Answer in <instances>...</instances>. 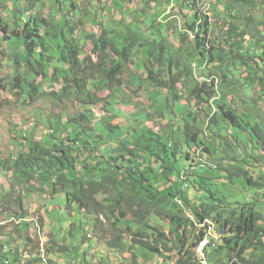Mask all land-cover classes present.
Wrapping results in <instances>:
<instances>
[{"label":"trees","instance_id":"obj_1","mask_svg":"<svg viewBox=\"0 0 264 264\" xmlns=\"http://www.w3.org/2000/svg\"><path fill=\"white\" fill-rule=\"evenodd\" d=\"M18 1L20 0H11L13 8L9 14L5 17L0 16V33H4L3 31L9 25L7 18L10 16L12 17V26L15 27L11 30V36L10 34L5 37L0 36V48L1 42L6 40L13 41V44L8 46L9 49H15L18 44L23 50L10 58V66L8 62L7 66H0V75L4 71H8L4 74L12 72L11 80L14 89L19 88L20 79H24L22 91L25 103H31L41 93L38 85L27 81V78L32 76L35 80V75H41L42 78L48 79L50 85L60 83L62 85L60 96L67 99H70L71 95L78 96L81 90L87 92L84 97L79 98L81 99L79 102L83 105L85 112L93 116L91 109L97 107L98 102L104 105L107 102L102 98L93 102L92 96L89 95L91 89L88 90L87 85H90L91 88L98 87V89L99 86L109 87L115 76L121 73V67L125 63L128 65V62L133 65L134 74L129 76L127 83L131 85L136 79V91L145 85L148 87L152 85L158 90L173 91L180 83V76L185 71V66H188L184 64V59L185 62H190L191 58L198 63L209 61L214 65L212 67L222 70L221 86L228 83L230 76L234 74L231 68H235L236 65L243 69L248 68L249 72L244 79L250 83L255 81V74L259 75V72H264L262 36L260 37V32L256 31L257 34H253L238 26L235 21L238 19L236 11L232 17L223 20V25L221 24L220 28L221 34L216 37L208 30V16L200 15L199 19L204 21L202 26L198 25L196 21L188 26V33L192 34L193 50L184 52L186 50L183 51L180 47L173 48L168 36L164 35L166 32L160 31L161 28L155 27L157 30L152 31V36L149 34V36H143L136 31L133 24H124L126 21L122 20L124 15L121 13V5H117L124 0H111V7L115 8L117 14L121 13L120 20L105 22V24L99 22L92 33L83 31L80 35L76 34L75 23L64 10L67 8L65 7L66 0H51L55 3V16L51 18V22L36 16L34 19L33 17L26 19L21 14L18 16L14 10ZM215 1L226 9L225 16H230V10L235 9L236 5L251 7L253 4V0H230L232 4L224 3L223 0ZM142 3L147 8V4H149L147 0ZM145 8L137 11L136 17L139 19L133 18L132 20H140V23L146 26L149 31L154 27V20L147 18L145 12L148 11L152 15L155 11L150 12L151 8H147L149 10ZM24 9L31 10L26 6ZM192 9L195 11L194 8ZM82 13L89 16L85 18V21L90 19L88 23L84 22L85 25L97 22L94 20L95 14ZM213 13L218 16V12L214 11ZM210 25L214 24L210 23ZM48 28H51V34H48ZM41 30L44 33H41ZM247 36L251 39L248 42L246 41ZM186 38L187 35L182 34L179 40L183 43ZM86 40L90 42L89 45L92 48L90 53L84 55L83 60H80L81 43L85 44ZM259 49L261 55L255 56L254 53ZM111 53H116V59L112 58ZM92 55L98 57L100 61L96 66L102 70L103 80L101 84L98 83L99 86L86 81L87 76L91 80L93 79L91 76V66L94 65L91 59ZM253 60L256 61L253 66H250L249 62ZM56 62L63 65L57 66ZM106 64L108 66L104 68ZM155 67L158 69L155 70ZM21 71L26 75L21 76ZM137 71L138 73L135 74ZM2 78L0 76V81ZM257 79L259 85H264V76ZM118 85H120V80H118ZM202 85L199 87L196 84L190 91L197 105L216 97L219 99L213 102L216 110L207 123L209 135L203 133L190 121L185 123L181 121V126L177 130L170 126L172 131L162 132L161 129L155 131L145 125V120L152 116H149L147 112H140L144 114L142 119H137L134 115L129 125L132 132L131 139L128 142L118 139L114 142L118 144L116 149L119 153L116 155L114 154L116 150L108 151L109 144L101 143L105 133L110 132L108 130L109 122L105 120L103 123L104 120H102L99 128L94 130L89 124L92 117L81 114L80 119L84 126L78 125L72 130L66 127L68 123L65 124L66 134L64 137H56L58 120L49 125V128L52 129L51 132L43 135L39 142H35L34 128H32L28 137H22V141L15 144L22 149L14 159L4 162V168L13 173L14 186L35 190L39 193L44 191V186H47L50 198H54L57 193L64 194L67 208L75 206L78 211H84L94 216V223L99 220L100 215L113 223V221L115 222L113 216L118 215L119 221H123L125 225L129 226L126 227L128 232L131 226L139 228L132 233L129 232L132 237V247L156 256L168 251L169 248L165 242L164 233L155 231L152 234L155 238L153 241L144 234L146 230L153 229L150 228L148 220L150 221L152 218L168 219V232L170 234L176 232L179 242V257L176 264H195V257L191 251L197 248L204 235L203 229L199 228L198 236L185 250L187 248L185 231L186 222H188V219L183 216L185 207L189 209L188 212L198 224L209 219L218 225L221 231L220 244L213 248V251L207 252L206 262L212 264H264V217L255 211L257 207L255 196L258 194V187L263 188L264 186L261 182L263 178L253 180L245 170L244 164L241 163L243 159L232 156L233 164L224 172L229 183L234 184L239 180L247 190L255 191L252 202L241 204L237 201L240 206L233 207L232 202H224L226 200L222 193L215 195L213 188L219 187V185H212L210 180L195 175V180L185 179V183L195 182L197 191L202 195L200 203L195 205L193 202L187 201L186 192L179 185L181 171L186 166H190L187 157L181 154L184 146H195L203 153H209L208 136L210 140L218 141L220 147L228 153H235V146L229 142L225 134L227 130L233 129L229 136L232 139L234 137L235 141L236 138H239V133L234 131L237 130L248 135L253 151L258 152L261 149L264 152V127L260 126L258 122L251 125L247 115L242 118L231 107L220 104L219 101L227 99V94L230 91L220 89L218 95L212 88L213 84L203 83ZM51 95L56 94L52 93ZM57 100L60 101L58 98ZM70 121L75 123L76 119H70ZM220 122L226 124L227 129L223 127L220 129ZM176 133H179L180 136H174ZM258 157L261 156L258 154ZM88 158H90L89 162ZM261 161L264 164V157ZM220 170L217 168L214 174L217 175V171ZM199 179L200 181H198ZM35 184L38 185L37 188H35ZM222 187L228 188V186ZM205 198L204 202L207 203H203ZM178 201L181 204H178ZM15 203L18 208H23L20 197ZM262 207L261 204L257 208ZM127 216L130 219H126ZM55 245H58L56 249L49 248L47 252L70 256L68 254L71 251L70 248L72 251L76 250L64 242L61 244L56 242ZM107 245L113 250H125L121 235H116L114 240H110ZM209 246L210 244L204 251ZM250 248H254L257 254L252 257L253 259L248 260L245 252ZM223 251H225V256H221ZM13 256L16 257L14 261L18 262L17 254L15 253ZM75 256H70L69 259L77 264L78 258Z\"/></svg>","mask_w":264,"mask_h":264},{"label":"rangeland","instance_id":"obj_2","mask_svg":"<svg viewBox=\"0 0 264 264\" xmlns=\"http://www.w3.org/2000/svg\"><path fill=\"white\" fill-rule=\"evenodd\" d=\"M74 1L81 12H91L96 16L94 17V20H97L94 24L85 25L84 22L88 23L90 21V19H86L85 21V18L88 15L81 14L80 11H75L73 22L75 23L77 35H80L83 31L92 33L99 22L102 24H105V22L109 23L110 21L117 22L120 20L121 13L124 15L122 20L126 21L124 24H133L132 26L136 31L143 36H152V31L157 30L155 28L157 24L156 22L160 20L158 26H156L160 28V23L163 21L160 17V19L156 20L154 23V27L147 31L146 26L142 25L140 20H132L133 18H137L136 14L138 10L145 8L142 3L144 0H126L123 4L125 8L119 14L115 12V8L111 7V0ZM166 1L167 0H160L158 1L160 3L157 4V1L155 0H147L149 3L147 4V8H151L150 12H155L151 15L146 11L145 16L153 20L165 10V14H167L169 8L166 7V5H169L170 3H167ZM223 2L232 4V1L230 0H223ZM156 4L157 8L155 7ZM171 4L174 6L175 1H171ZM54 5L55 3L51 0H20L16 7H14V10H16L18 16L21 14V16L26 19L29 17H33L34 19L36 16L51 22V18L55 16ZM25 6L31 8V10H25ZM198 7L203 16H208V30H210V33L215 37L221 34L220 28L221 24L223 25L222 17L228 19L229 17H232V13L236 11L235 14L238 17L236 21L240 22L238 25L253 34H257L256 31L260 32L259 35L260 37L262 36L261 41L264 45V0H253L251 7L236 5L234 6L235 9H232L231 13H229L230 16H224L223 14L220 15L221 10L226 11V9L221 7V5H218L215 0H199ZM12 8L13 4H11V0H0V16H7ZM184 9L182 13H179L177 3L176 9H172L171 12L169 11L168 21H170V24L173 26V29L177 34H180L182 30H188V26L193 22L191 16L193 11L190 10L188 12L187 7H184ZM214 11L218 12V16L213 13ZM7 19H9L7 21L9 25L6 27L5 31H3L4 33H0V36L2 37H5V35L8 36L13 28L12 17L10 16ZM210 22H213L214 25H210ZM203 23L204 21H202V24ZM161 31H163V28ZM47 32L48 34H51V28H48ZM41 33H44V31L41 30ZM176 33H168V38L173 44V48L180 47L183 51L186 50L184 52L193 50L191 39L192 34L186 32L185 34L187 35V38L181 43L179 40L180 36ZM246 39L247 42L251 40L249 38ZM89 43V41H85V45L82 49L84 54L91 48ZM1 44L0 66H7V62L10 66V58L15 54L21 53L23 48L17 44L15 49H9L8 46L13 44V41H2ZM259 50L254 53L255 56L261 55V50ZM94 60L95 62H100L97 57H94ZM255 61L253 60L249 62L250 66H253ZM183 62L188 66H185V71L180 76L181 80L177 85V89L176 87L174 89L176 91V102H174V98L171 97V95L167 94V92H169L168 90H158L157 88L153 89V87L146 90H138L134 94V98L126 92L130 98L126 97L124 100L129 103L132 101H141L140 106L142 109H140L139 112H147L149 116H152V118H147L145 120L147 128L155 131L161 129L162 132H169L172 131L170 126H173L175 127V130H177L178 127L181 126V121L184 122L187 116L188 119L192 118V120L196 121L198 128L203 131L205 130L209 135L210 132L206 127L207 120L210 119V117H208L206 112H203V108L208 105L203 102L204 104H199V106H197L194 101L195 99L191 97L190 91L196 84L203 86L202 84L211 78L215 80V85L219 87L222 80V70L212 67L214 65L209 63V61L198 63L191 58L190 62H185V59ZM56 64L57 66L63 65L60 62H56ZM208 68L212 74L211 76L204 72V70H207ZM154 69L157 70L158 68L155 67ZM231 69L234 71V74L230 76L228 83L222 86V91L230 92L227 94V99L219 101L220 104H224L226 107H231V109L242 118H244V115H247L250 118L251 125H254L257 121L264 122V85H259L257 79L260 76H264V72H259V75L254 73L255 81L250 83L244 79L249 72L247 67L243 69L236 65L235 68ZM7 72L8 71H4V73ZM4 73L0 75L1 78L3 77L0 81V243H2V245L6 244V248L3 250V254L1 253L0 264H65V261L69 264H76L69 259V257H72L73 255H76L75 257L78 258L77 264H176V260L179 257V242L176 238V232L173 234L168 232V219L162 218V220H157L152 218L150 221L148 220L150 228L153 229L146 230L144 234L153 241L155 238L152 234L155 231L164 233V239L169 248L168 251L162 252L160 255L156 256L155 254L148 253L142 249L132 247V237L130 233L139 228L131 226L129 233L126 230V227L129 226L125 225L123 221H119L120 217L118 215L113 216V219H115L117 223L116 226L107 221L103 215H100L99 220L93 223L91 215H85L83 212L78 211L75 206L67 208L64 195L61 194L54 198H50L47 186H44V191L39 193L35 190L18 188L10 185L11 173L7 172L2 164L14 159L17 153L22 149L14 145L22 141L21 134L28 135L27 130H29L30 127H34V140L35 142H39L43 135L51 132L52 129L49 128V125L54 124V122L58 120L59 124L56 127L58 130L56 137H64L66 134L64 130L65 124L68 123L66 127L73 130L75 126H81L84 124L80 119L81 114L86 116L91 115H88L85 112L83 105H80V102L77 101L78 98L84 96L85 92H83V90L79 92L80 95H71V98L67 99L64 96H60L62 89L60 83H54L52 85L48 83L44 85L43 81L45 80L48 82V79L42 78L43 76L41 75H35V80H33L31 76L27 78V81L32 82L34 85H38L41 93L34 98L33 102L23 103L24 92L22 91V81L24 79H20L19 88L14 89L13 81L11 80L12 72L9 74ZM20 75L25 76L26 73L21 71ZM86 81L88 82L89 79L86 78ZM87 87L89 90L91 89V94H94L92 95L93 99L99 100V98L104 97L105 94L102 90L98 89V87L91 88L90 85H87ZM116 90L117 89H115V91ZM118 91L120 92L121 90L119 89ZM51 92L56 95H51ZM166 96L169 97L167 100H165ZM57 98L60 99V101L57 100ZM214 100L211 102H214ZM106 102L105 105L98 102L96 109H92L91 112L93 113V116H91L92 118L89 120V124L94 130H97L99 125H101V118L104 119L103 123H105V119L114 118L109 121L110 128L108 129L112 132H109L108 134L105 133V137L101 139V143L105 142L109 144L110 147L108 151L112 150L114 152L116 150L114 154L117 155L119 153L116 149L118 144H115L114 142H116L117 139L127 141L131 136L129 125L133 116H130L129 113L133 111V108L128 109L129 107H126L127 105L119 106L113 104V102ZM208 104L211 105V103ZM143 115L144 114H141L136 118L142 119ZM70 119H76V122L72 123ZM219 125L221 126L220 129H227L226 124L220 122ZM231 132V130H227L225 135L229 142L235 146V153L224 151L220 147L218 141L210 140L208 136L209 153H203L195 146H192L190 148L185 147L181 154L184 156L188 153V163L191 167H189L186 172L189 178H192L191 176L194 172L199 171V167L202 163L208 165L206 166L208 169H204L206 171L202 173V176L210 180L212 185L217 184L219 187L228 186V188H219L217 186L218 188H213V191L215 195H220V193H222L226 200L224 202H232V204H234L233 207H235L240 206L239 203L244 204L245 202H252L251 200L255 196V191L251 192L247 190L239 180L234 184L229 183V180L224 177V170L232 166L233 161L231 158L232 156H235L237 159H243L241 163L244 164L245 170L253 180L263 178L261 182L264 184V164L261 162V157L264 155V152L259 149V151L255 153L250 144L249 137L246 134L239 135L237 141H234L229 136ZM178 134L179 133H176L174 136H180V134ZM258 154L261 156L260 158L258 157ZM89 161L90 158H88V162ZM213 166H216V169L213 170ZM191 168H193V170H190ZM217 168H220L221 170L217 171V175H215L213 171L217 170ZM34 186L37 188L38 185L35 184ZM257 191L258 194L255 196L257 207L261 204L263 207L257 208L255 206V211L264 217V186L263 188L258 187ZM197 196L201 197L202 195L198 191H195L192 185L191 188L186 191V199L188 202H193V204L197 205L200 203V200L196 198ZM2 197L3 200L1 199ZM19 197L22 200V209L18 208L15 203ZM188 210L189 209L185 207L183 212L185 218L189 217ZM21 216H23V219H21ZM196 225L197 226H194V223L190 222L188 224V222H186L185 240L187 241V248H185V250L189 248L193 239L198 236L199 226L198 224ZM23 227H25V229H23ZM99 235H101V238H99ZM116 235L123 236L125 250H113L106 245L105 242ZM220 236L221 231L217 225L212 237L213 239H210V246L206 251L203 250L202 253L197 249L191 251L192 255L195 257V264H212L208 261L206 262L207 252L213 251V248H216L220 244ZM56 242L57 244L64 242L69 247L76 248V250L72 251L70 248L72 251L68 253L70 256L56 252H47L49 248L56 249V246H58L55 245ZM180 244H182V242H180ZM69 247L66 250L67 252ZM13 252L18 256V263H14L16 257L14 258L11 254ZM221 254V256H225V251ZM255 254H257V251H255L254 248H250L245 252V256L248 260L253 259L252 257ZM213 256L218 257L217 255ZM6 259L8 261H6Z\"/></svg>","mask_w":264,"mask_h":264},{"label":"clouds","instance_id":"obj_3","mask_svg":"<svg viewBox=\"0 0 264 264\" xmlns=\"http://www.w3.org/2000/svg\"><path fill=\"white\" fill-rule=\"evenodd\" d=\"M67 1V5L65 6V7H67V8H65L64 10L67 12V14L68 15H70L71 16V19L73 20V18H74V12L75 11H80V13H81V10H79V8H78V6H77V4H76V2L74 1V0H70V1H68V0H66ZM113 1H115V0H113ZM150 1H154V0H150ZM155 1H157V4L158 3H160V2H158V1H160V0H155ZM171 1H175V5L174 6H172V4H171ZM124 2H126V0H124V1H122V2H120L119 4H117V5H121V8L120 9H124L125 7L123 6V4H124ZM167 3H170L169 5H166V7H168L169 8V10H168V13L167 14H165V11H163L156 19H153L154 20V23L156 22V20H158V19H160V17L162 18V22L160 23V28L162 29V27H163V32H166V33H164V35H166V36H168L167 35V33H172V34H174V33H176V31H174V29H173V26L170 24V21H168V17H169V13L171 12V10L172 9H176V7H177V3H178V11H179V13H182L183 12V9H184V7H187V11L189 12L190 10H193L192 8H194L195 9V11H193L192 12V14H191V16H192V18H193V22L194 21H196L197 22V24L198 25H203L202 24V21L203 20H200L199 18H200V15L201 16H203L201 13H200V9H199V7H198V4H199V0H167L166 1ZM216 2V1H215ZM225 3V2H224ZM111 4H112V2H111ZM157 4H156V8H157ZM163 4V3H162ZM218 5H221V4H218ZM221 7H223L222 5H221ZM185 10V9H184ZM170 11V12H169ZM196 11H198L197 13H196ZM231 11L232 10H230V12L229 13H231ZM225 12L226 11H222L221 10V12H220V15H224L225 16ZM233 14V13H232ZM184 16H185V14H184ZM30 18V17H29ZM223 18V20H225V18L224 17H222ZM237 20V19H236ZM235 20V21H236ZM159 22H160V20L158 21V22H156L157 24H156V26H158V24H159ZM227 22V21H226ZM237 22V21H236ZM210 23H213V22H210ZM238 23H240V22H237V24ZM155 26V27H156ZM162 26V27H161ZM239 26V25H238ZM158 28V27H157ZM243 29V28H242ZM245 30V29H244ZM161 31V30H160ZM247 31V30H246ZM188 33V30H182V32L180 33V34H177L178 36H181L182 34H185V33ZM248 32V31H247ZM186 35V34H185ZM10 36H11V33H10ZM192 38V37H191ZM246 38H249L248 36L246 37ZM250 39V38H249ZM6 41V40H5ZM84 45L85 44H83V43H81V48L83 49V47H84ZM92 48V47H91ZM90 48V49H91ZM90 49L87 51V53H90ZM87 53H83V51H81V53H80V56H79V59L80 60H83V58H84V55H86ZM111 56H112V58H114V59H116V53H111ZM94 55H92V61H93V63H94V65L93 66H91V72H92V80L87 76L86 78L87 79H89V81H88V83H95V84H97L98 85V83H100L101 84V81L103 80V77H102V70H100L101 68L99 67V68H97L96 66L99 64V62H95V60H94ZM98 58V57H97ZM129 64L128 65H126V63L124 64V66L123 67H121L122 69H121V73L120 74H118L117 76H115V78L113 79V81L111 82V84H110V86L109 87H107V88H105V87H103V86H99V89L100 90H102V92L105 94L104 95V97L102 98V99H105L104 101L106 102V101H108V103H111V102H113V104H116V105H119V106H125V105H127L126 107H129L128 109H132L133 108V111L131 112V113H129V115L130 116H134V117H138L139 115H141V113L139 112L140 111V109H142V107L140 106V103H141V101H132L131 103H129L128 101H126V100H124V98H126V97H128V98H130L129 97V95H131L133 98H134V94L138 91V90H140V89H149L150 87H153L152 85L151 86H144L143 88H140V89H138L137 91H136V85H135V81H136V79H135V81L131 84V85H129L128 83H127V81H128V79H129V76L131 75V74H134V71H133V65L132 64H130L131 62H128ZM107 66H108V64H106V66H104V68H107ZM204 67H206V66H204ZM158 68V67H157ZM103 70H105V69H103ZM204 72H206L209 76H211L212 74L210 73V69L208 68L207 70H204ZM138 73V71L135 73V74H137ZM202 74H203V72H202ZM246 77V76H245ZM118 80H120V85H118ZM36 83H38V82H36ZM43 83H44V85L45 84H48V82L47 81H43ZM204 83H207V84H213V90H214V87H215V92H216V94H220L219 93V90L220 89H222V84H220V86L218 87V86H216L215 85V80L213 79V78H211L210 80H206ZM179 84V83H178ZM177 84V85H178ZM177 85H176V89H177ZM199 86V85H198ZM103 87V88H102ZM199 87H202V86H199ZM88 88V87H87ZM155 87H153V89H154ZM115 89H117L116 91H115ZM121 90L120 92L118 91V90ZM88 90H89V88H88ZM164 90H166V89H164ZM193 90V89H192ZM119 92V93H118ZM129 94H127V93ZM176 91L175 90H173V91H169V92H167V94H169V95H171V97H173L174 99V102H176V98H175V93ZM52 93V92H51ZM85 94H87V92H85L84 93V96H85ZM174 94V95H173ZM78 95H80V94H78ZM89 95H94V94H91V90H90V92H89ZM173 95V96H172ZM83 96V97H84ZM192 97V96H191ZM107 98V99H106ZM166 98H169L168 96H166ZM216 98H218V97H216ZM216 98H213L212 100H214V101H217V100H219V99H216ZM194 99V98H193ZM81 99H77V101H80ZM91 100L93 101V102H95L96 100H98V99H93V98H91ZM166 100V99H165ZM212 100H209V101H207V102H205V101H203L206 105H208L207 107H205V108H203V112H206L207 114H208V117H211V115L215 112V110H216V106H215V104L213 103V102H211ZM24 101V100H23ZM195 101V100H194ZM33 102V101H32ZM198 103V105L197 106H199V104H204V103ZM23 103H25V101L23 102ZM177 103H178V101H177ZM196 103V102H195ZM208 103H211V105L210 104H208ZM133 104V105H132ZM176 104V103H175ZM174 104V105H175ZM81 105V104H80ZM93 109H96V107H93ZM210 112H209V111ZM91 111H92V109H91ZM138 112V113H137ZM91 114H93L92 112H91ZM119 115V114H118ZM88 117V116H87ZM102 120H104V119H100V123H101V121ZM106 120V119H105ZM111 120H113V119H107L106 121L107 122H109V121H111ZM186 121H190V123L191 124H194L196 127H198L197 125H196V121H194V120H192V118H190V119H188V117L186 116V119H185V121H184V123L186 122ZM208 121H209V119L207 120V123H208ZM258 122V124H260V126H262V127H264V122H259V121H257ZM117 126V125H116ZM32 128H34V127H30L29 128V130H27V132H28V135H26V134H21V137H28L29 136V134H30V130L32 129ZM207 128V127H206ZM108 130H110V129H108ZM199 130H201L200 128H199ZM231 130H233V129H231ZM203 133H206V131L204 130H201ZM234 131H236L237 133H239V135H241V134H246V133H242V132H239V131H237V130H234ZM110 132H112L111 130H110ZM247 135V134H246ZM131 136H132V132H131ZM248 136V135H247ZM14 137V136H13ZM12 137V138H13ZM117 139V138H116ZM131 138L129 137V139L126 141V140H122V142H128L129 140H130ZM233 139H234V137H233ZM237 139L238 138H236V140L235 141H237ZM41 140V139H40ZM39 140V141H40ZM119 140V139H118ZM121 141V140H120ZM15 145V144H14ZM185 147H188V148H190V146H187V145H185L184 146V148ZM183 148V149H184ZM197 148V147H196ZM197 149H199V148H197ZM223 149V148H222ZM199 150H201V149H199ZM224 150V149H223ZM224 151H226V150H224ZM255 153H256V151H254ZM184 157H187V159H188V153H186L185 155H184ZM263 157H264V155H262V159L261 160H263ZM188 162H189V160H188ZM262 162V161H261ZM186 163H187V161H186ZM263 163V162H262ZM206 166H208V165H206V164H201L200 165V167H199V171H197V172H194L193 174H192V178H189L188 177V175H187V169L189 168V167H191V165L190 166H186L185 167V169L184 170H182L181 171V174H180V179H179V185L182 187V189L183 190H185V192L189 189V188H191V186L193 185V187H194V189H195V191H197V189H196V184H195V182H190V183H185V179H188L189 178V180H195L196 178H195V175H199L200 176V178L201 177H203L202 176V173H204L206 170H204V169H206L207 167ZM3 167H4V164H3ZM263 167H264V165H263ZM211 168V167H210ZM5 169V168H4ZM208 169V168H207ZM213 170L214 169H216V166H213V168H212ZM6 171H7V169H5ZM190 170H193V168H191ZM8 172V171H7ZM214 172V171H213ZM9 173H11V180H10V185L11 186H14L13 185V180H12V172H9ZM224 177H226L227 178V176H226V174L224 175ZM228 179V178H227ZM175 180V179H174ZM198 181H200V179L198 180ZM198 181H196V182H198ZM19 188V187H18ZM213 188V187H212ZM57 195H61V193H57ZM56 195V196H57ZM62 195H64V194H62ZM55 196V197H56ZM65 196V195H64ZM1 197V196H0ZM199 198H197V199H199L200 200V196H198ZM2 200H3V197L1 198ZM206 200V198L203 200V203H207V202H204ZM178 204H181L180 203V201H178L177 202ZM81 212H83L85 215H87V213L86 212H84V211H81ZM88 215H90V214H88ZM92 216V215H91ZM92 222L94 221V216H92ZM126 219H130V217L129 216H127L126 217ZM188 219V223H194V226H197L196 224H198L197 223V221H196V219L189 213V217L187 218ZM94 223V222H93ZM196 223V224H195ZM113 225H115L116 226V221L115 222H113L112 223ZM198 226H199V228H201V229H203V232H204V235H203V239H202V241L198 244V246H197V250L199 251V252H201L202 253V251L210 244V242H211V240L210 239H213L212 237H213V235H214V233H215V230H216V228H217V225L213 222V221H211V220H209V219H206V220H204L203 221V223L202 224H198ZM198 228V229H199ZM209 228H211V230H209ZM211 233V234H210ZM208 234H210V235H208ZM122 236V235H121ZM123 237V236H122ZM114 238H115V236L112 238V239H110V240H114ZM110 240H108V241H106L105 243H106V245H107V243L110 241ZM205 240H206V243H205ZM9 246V245H8ZM108 246V245H107ZM0 247H2V248H0V258H1V253L3 252V250L6 248V244H4V245H2V243H0ZM11 249V248H10ZM11 251V250H10ZM3 254V253H2ZM12 255H14L15 253L13 252V253H11ZM6 261H8L7 259H6ZM14 263H18V262H16V261H14ZM9 264V263H8ZM65 264H69L68 262H66L65 261ZM72 264V263H71Z\"/></svg>","mask_w":264,"mask_h":264},{"label":"built area","instance_id":"obj_4","mask_svg":"<svg viewBox=\"0 0 264 264\" xmlns=\"http://www.w3.org/2000/svg\"><path fill=\"white\" fill-rule=\"evenodd\" d=\"M209 230H211V228H209ZM211 234V233H210ZM210 234H208V235H210ZM205 243H206V240H205Z\"/></svg>","mask_w":264,"mask_h":264}]
</instances>
